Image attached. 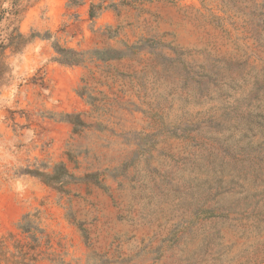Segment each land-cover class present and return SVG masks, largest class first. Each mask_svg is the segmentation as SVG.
I'll list each match as a JSON object with an SVG mask.
<instances>
[{"label":"rangeland","instance_id":"rangeland-1","mask_svg":"<svg viewBox=\"0 0 264 264\" xmlns=\"http://www.w3.org/2000/svg\"><path fill=\"white\" fill-rule=\"evenodd\" d=\"M14 2L36 38L0 83V240L38 264H264V0Z\"/></svg>","mask_w":264,"mask_h":264},{"label":"trees","instance_id":"trees-1","mask_svg":"<svg viewBox=\"0 0 264 264\" xmlns=\"http://www.w3.org/2000/svg\"><path fill=\"white\" fill-rule=\"evenodd\" d=\"M8 0L0 1V83L7 84V80H4L5 74L11 70V63L8 59L11 56H18L24 53L25 49L33 42L36 38V34H26L20 29V22L25 11L20 5L15 2L11 7H4V3ZM3 20L8 22V26L1 27ZM12 25V27H11ZM3 30L5 32L3 33ZM58 53L57 61L66 65H76L85 62V56L92 54L97 56L99 59L107 60L115 57H119L116 51L107 50H96L92 52H79L74 49H65L55 45ZM10 52V54H8ZM43 180L59 189L64 191L62 186L70 183L75 176L68 172L65 165L60 164L55 167L53 173H44ZM29 214L25 215L23 220L28 219ZM25 233L31 232V227H27L25 224L20 226ZM12 236V235H11ZM33 240V244L30 249L35 250L39 246V238L36 235L29 236ZM41 253H32L19 251H12L9 248L6 240H0V264H38L40 261Z\"/></svg>","mask_w":264,"mask_h":264},{"label":"crops","instance_id":"crops-1","mask_svg":"<svg viewBox=\"0 0 264 264\" xmlns=\"http://www.w3.org/2000/svg\"><path fill=\"white\" fill-rule=\"evenodd\" d=\"M4 189H5V187H3V188L0 190L1 193H3ZM14 202H15V204H16L17 206H21L22 200H21V198L19 197V198L15 199Z\"/></svg>","mask_w":264,"mask_h":264}]
</instances>
